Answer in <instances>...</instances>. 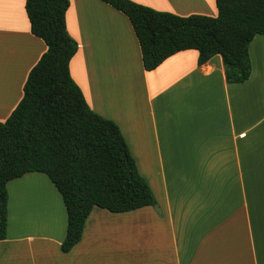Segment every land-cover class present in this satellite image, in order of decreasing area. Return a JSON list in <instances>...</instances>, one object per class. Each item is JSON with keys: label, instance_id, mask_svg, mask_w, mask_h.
Instances as JSON below:
<instances>
[{"label": "crops", "instance_id": "1", "mask_svg": "<svg viewBox=\"0 0 264 264\" xmlns=\"http://www.w3.org/2000/svg\"><path fill=\"white\" fill-rule=\"evenodd\" d=\"M78 45L70 77L89 109L114 123L155 205L93 206L66 253L67 213L42 173L6 184L0 264H264V36L248 81L229 85L222 59L187 50L146 72L128 19L100 0H68ZM159 13L217 17L215 0H129ZM47 52L24 0H0V124ZM46 210L42 217L40 210Z\"/></svg>", "mask_w": 264, "mask_h": 264}, {"label": "trees", "instance_id": "2", "mask_svg": "<svg viewBox=\"0 0 264 264\" xmlns=\"http://www.w3.org/2000/svg\"><path fill=\"white\" fill-rule=\"evenodd\" d=\"M24 1L31 33L47 52L31 71L18 108L0 124V241L6 231V184L42 173L66 209L61 247L66 253L79 241L93 206L117 214L154 206L155 199L117 126L89 109L70 77L78 45L66 31L69 1ZM100 1L128 19L146 72L177 53L195 50L198 65L221 57L227 84L248 81L249 45L255 36H264V0H215L216 18H182L129 0Z\"/></svg>", "mask_w": 264, "mask_h": 264}, {"label": "bare ground", "instance_id": "3", "mask_svg": "<svg viewBox=\"0 0 264 264\" xmlns=\"http://www.w3.org/2000/svg\"><path fill=\"white\" fill-rule=\"evenodd\" d=\"M45 212H46V210H43V208L40 210V213L42 214V217H43V215L46 216V214H44Z\"/></svg>", "mask_w": 264, "mask_h": 264}]
</instances>
